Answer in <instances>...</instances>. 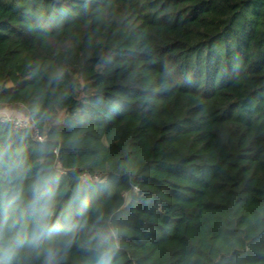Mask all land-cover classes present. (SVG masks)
I'll list each match as a JSON object with an SVG mask.
<instances>
[{
  "label": "trees",
  "instance_id": "16d2710c",
  "mask_svg": "<svg viewBox=\"0 0 264 264\" xmlns=\"http://www.w3.org/2000/svg\"><path fill=\"white\" fill-rule=\"evenodd\" d=\"M2 109L0 207L58 176L109 264H264V0H0Z\"/></svg>",
  "mask_w": 264,
  "mask_h": 264
},
{
  "label": "clouds",
  "instance_id": "9594fccd",
  "mask_svg": "<svg viewBox=\"0 0 264 264\" xmlns=\"http://www.w3.org/2000/svg\"><path fill=\"white\" fill-rule=\"evenodd\" d=\"M60 178L40 177L31 199L18 203L13 196L0 207V264H11L22 249L42 256V264H59V257L73 246L84 247L98 257V264H109L115 230L100 215L90 214L87 193L78 189L74 207L57 210L56 194Z\"/></svg>",
  "mask_w": 264,
  "mask_h": 264
},
{
  "label": "built area",
  "instance_id": "2783aa9c",
  "mask_svg": "<svg viewBox=\"0 0 264 264\" xmlns=\"http://www.w3.org/2000/svg\"><path fill=\"white\" fill-rule=\"evenodd\" d=\"M4 120H6V119H4ZM7 120L8 121H12L14 126H15V128H18V129H27V128L31 127L30 121H26V120H23V119H12V118H8ZM33 136H34V139L36 141H38V142H43L44 141V138L41 135H39L37 130H34Z\"/></svg>",
  "mask_w": 264,
  "mask_h": 264
},
{
  "label": "rangeland",
  "instance_id": "374dc122",
  "mask_svg": "<svg viewBox=\"0 0 264 264\" xmlns=\"http://www.w3.org/2000/svg\"><path fill=\"white\" fill-rule=\"evenodd\" d=\"M0 118L6 119V120L8 118H12V119H23V120L29 121V119L24 114L17 112V111L8 110V109L0 110ZM127 197L128 196H126V198Z\"/></svg>",
  "mask_w": 264,
  "mask_h": 264
}]
</instances>
